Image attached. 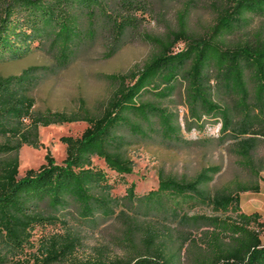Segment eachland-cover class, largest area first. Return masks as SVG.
<instances>
[{
  "label": "trees",
  "instance_id": "trees-1",
  "mask_svg": "<svg viewBox=\"0 0 264 264\" xmlns=\"http://www.w3.org/2000/svg\"><path fill=\"white\" fill-rule=\"evenodd\" d=\"M164 1L171 0H0V62L34 50L52 59L0 75V264H178L182 246L202 226L206 250L197 264H264L259 213L238 204V191L256 192V179L264 180V155L253 157L264 145V36L250 22L264 15V0H227L197 36L187 32L184 7L175 29L142 30V19ZM134 38L151 51L135 69L104 74L113 90L100 112L81 104L70 112L35 107L34 91L47 76L97 43L109 57ZM178 41L183 45L173 49ZM73 120L86 126L60 136L63 159L47 149L42 164L18 176L19 148L42 145L39 126ZM205 124L217 127L203 143L229 141L253 182L209 191L220 163L190 176L158 171L155 187L141 193L121 177L134 167L135 145L189 146L200 140L182 130ZM117 181L126 183L123 194L113 193ZM186 201L235 216L186 214ZM112 222L119 228L110 242L128 255L113 257L104 243L92 246L91 258L76 260L91 233Z\"/></svg>",
  "mask_w": 264,
  "mask_h": 264
},
{
  "label": "rangeland",
  "instance_id": "rangeland-1",
  "mask_svg": "<svg viewBox=\"0 0 264 264\" xmlns=\"http://www.w3.org/2000/svg\"><path fill=\"white\" fill-rule=\"evenodd\" d=\"M227 0H171L158 3L157 12L154 17L145 16L141 22V29L152 34L161 35L168 29H175L178 25L176 14L183 7L185 8L184 23L187 32L197 36L205 32L209 24L214 20L217 13L225 6ZM251 24L255 29H261L264 36V15L253 16ZM183 45L182 41L176 42L173 49H178ZM151 46L134 38L125 43L118 51L109 57H105L104 47L97 43L92 48L79 55L67 66L60 68L43 79L34 91L35 107L39 109L50 108L64 110L67 112L77 109L81 104L87 107L92 113L101 111L105 101L111 95L113 83L104 76L111 72H127L135 69L150 53ZM52 62L51 57L41 50H34L28 55L15 59L0 62V75L16 73L23 67L34 64ZM180 114L184 108L178 105ZM86 126L84 120H73L63 123H51L41 125L38 128L39 140L42 145L34 147L23 144L19 148L18 176L24 174L29 167L37 168L42 164L44 154L48 149L55 161L60 162L65 156V143L60 140L64 134L77 135ZM216 124H205L202 129L191 128L182 130L183 136L187 138H199L194 143L185 147H165L153 143H141L131 149L134 159V167L130 173L121 176L125 182H135V192L141 193L149 188L155 187L157 173L192 175L201 165L207 163H220L219 171L208 183L209 191L227 187L232 189V183L253 182L247 170L236 163V155L230 150V142L215 144V141L203 143L206 136L216 134ZM264 155V145L257 147L253 157ZM95 164L105 167L102 159L93 157ZM108 170V169H107ZM112 177L117 176L110 171ZM258 176L264 177V169L258 171ZM121 179V178H119ZM258 190L238 191L239 209L243 212L257 211L259 222L258 234L261 241H264V180L256 179ZM113 188V193L123 194L126 183L117 181ZM181 210L186 214L202 213L214 214L217 216H235L230 211L221 212L214 210L209 204L186 201L182 204ZM256 228V225H253ZM119 224L112 222L100 230L93 231L83 247L76 251V260L92 257L94 250L92 246L108 243V253L113 257H124L128 255V248L112 243L110 236L118 233ZM202 226L192 231V241H188L182 246L179 253L178 264H197L203 258L205 247L202 243ZM143 246L139 244V250ZM131 254L133 251H130Z\"/></svg>",
  "mask_w": 264,
  "mask_h": 264
}]
</instances>
